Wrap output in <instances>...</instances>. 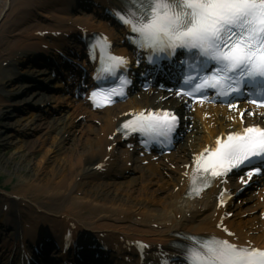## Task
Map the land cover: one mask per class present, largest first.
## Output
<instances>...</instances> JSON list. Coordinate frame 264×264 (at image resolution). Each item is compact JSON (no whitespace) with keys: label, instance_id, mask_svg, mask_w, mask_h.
<instances>
[{"label":"bare ground","instance_id":"obj_1","mask_svg":"<svg viewBox=\"0 0 264 264\" xmlns=\"http://www.w3.org/2000/svg\"><path fill=\"white\" fill-rule=\"evenodd\" d=\"M105 1L109 3L115 0ZM62 2L70 6L77 4V0H0L1 108L5 104V96L9 95L6 87L20 86V82L13 81L17 74L16 67L22 63L20 59H26L29 50H35L46 41L42 32L68 28L74 33V24L71 23L77 20L80 25L86 26L92 19L91 15L69 16ZM1 108L0 119L7 120V116L1 114ZM99 119L101 126L89 124L86 133L81 132L78 136L69 129L65 119L57 117L50 121L30 118L36 130L31 134L37 133L36 141L30 148L34 154L41 152V156L33 171L25 173L7 165L2 169L8 175L6 181L16 179L18 183L12 185L11 190L0 185L1 223L6 227L13 224L19 235L28 233L38 236L47 230L56 233L69 229L79 237L78 230L84 228L103 230L105 233L95 234L97 239L121 236L123 239L156 241L163 232L187 227L185 218L187 213L193 211L195 222L190 225L192 229L200 231L213 227V221L205 219L213 205L207 201L182 199L172 188L163 191L169 182L156 183L153 173L143 166L135 165V174L129 179L103 178L102 183L94 165L110 154L107 147L110 145L112 128L109 114ZM225 123L223 118L220 119L221 125ZM193 144L192 148L200 146L201 137L196 138ZM119 167L121 169L122 164ZM11 171L14 173L11 174ZM244 210L247 208L238 212ZM94 212H97V216H93ZM197 217H202V222ZM72 222L76 227H71ZM228 222L238 232H242L240 224L255 225L250 216L238 224L233 220ZM250 237L258 238L253 234Z\"/></svg>","mask_w":264,"mask_h":264},{"label":"snow or ice","instance_id":"obj_2","mask_svg":"<svg viewBox=\"0 0 264 264\" xmlns=\"http://www.w3.org/2000/svg\"><path fill=\"white\" fill-rule=\"evenodd\" d=\"M123 3L125 8L115 10L113 15L127 25L129 42L146 53L143 58L150 64L157 63L160 54L174 59L177 51L183 50L187 59L180 62L177 95L203 101L211 90L229 101V107L237 108L230 100L243 94L256 108L264 109V0H123ZM93 48L108 49L101 58L104 74L114 75L128 64L125 57L110 52L107 37L99 36ZM120 79L119 91L96 89L92 99L107 104L114 95H125L124 87L131 81L124 75ZM245 113L264 120V111L245 109L241 118ZM178 123L179 117L171 111H141L134 113L123 128L158 139L170 137ZM195 160L204 174L203 186L243 165L250 169L249 180L254 174H264V127L250 125L218 137L215 145ZM242 181L248 183L243 178ZM224 202L222 199L221 203ZM184 238L188 241L182 248L184 264H264V248L250 243L240 245L214 234H185Z\"/></svg>","mask_w":264,"mask_h":264},{"label":"rangeland","instance_id":"obj_3","mask_svg":"<svg viewBox=\"0 0 264 264\" xmlns=\"http://www.w3.org/2000/svg\"><path fill=\"white\" fill-rule=\"evenodd\" d=\"M10 93H17L21 90L19 87H6ZM9 102H13L11 99H6L5 106L1 108V114L6 117L7 120L0 119V183L3 185H9L8 175L2 171L6 165L10 168L21 169L25 173L33 171V167L39 161L41 152L33 153L31 146L36 141V134L30 135L34 130L29 124V117H25L22 114H16L11 106H7ZM1 123H5L2 126ZM13 128V130H12ZM25 134H29L25 136ZM30 161V162H29ZM29 162V163H28ZM9 168V169H10ZM14 172L11 171V174ZM31 174V173H30ZM30 177V175H28ZM16 179L11 180L13 185Z\"/></svg>","mask_w":264,"mask_h":264}]
</instances>
